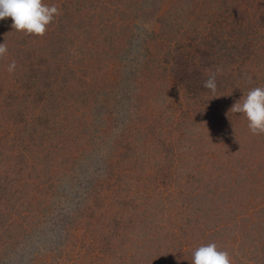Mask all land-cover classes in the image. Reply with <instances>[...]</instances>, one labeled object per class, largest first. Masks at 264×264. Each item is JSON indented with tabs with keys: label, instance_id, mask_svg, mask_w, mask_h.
<instances>
[{
	"label": "rangeland",
	"instance_id": "374dc122",
	"mask_svg": "<svg viewBox=\"0 0 264 264\" xmlns=\"http://www.w3.org/2000/svg\"><path fill=\"white\" fill-rule=\"evenodd\" d=\"M42 2L43 36L0 20V264H264V134L230 111L264 0Z\"/></svg>",
	"mask_w": 264,
	"mask_h": 264
},
{
	"label": "clouds",
	"instance_id": "9594fccd",
	"mask_svg": "<svg viewBox=\"0 0 264 264\" xmlns=\"http://www.w3.org/2000/svg\"><path fill=\"white\" fill-rule=\"evenodd\" d=\"M59 15L55 5H45L42 0H0V20L10 17L11 27L29 35L43 36L47 26ZM7 53L6 43L0 44V56ZM17 65L13 60L7 71L12 73ZM203 87L216 91L215 74L204 81ZM230 111L243 114L253 135L264 134V88L255 87L234 103ZM191 264H231L227 251L219 250L215 243L197 247L192 252Z\"/></svg>",
	"mask_w": 264,
	"mask_h": 264
}]
</instances>
